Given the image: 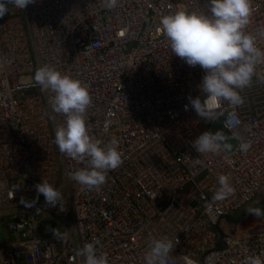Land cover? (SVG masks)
I'll return each instance as SVG.
<instances>
[{"label":"built area","instance_id":"2783aa9c","mask_svg":"<svg viewBox=\"0 0 264 264\" xmlns=\"http://www.w3.org/2000/svg\"><path fill=\"white\" fill-rule=\"evenodd\" d=\"M7 7L0 18V264H84L78 251L96 240L107 264H145L151 241L163 237L174 246L167 264L264 259V215L232 216L264 188V58L250 85L237 90L243 104L222 100L204 119L189 97L206 99L205 72L173 55L159 28L164 15L207 14V0H118L111 10L102 0ZM244 31L264 52V0H251ZM45 65L88 88L89 135L102 147L118 142L123 162L99 191L70 179L86 161L53 143L66 117L52 111L54 93L34 82ZM216 122L235 146L198 153L193 141L214 133ZM220 175L234 192L217 201ZM43 180L61 193L60 205L37 199L34 185ZM21 197L34 205L25 207Z\"/></svg>","mask_w":264,"mask_h":264},{"label":"clouds","instance_id":"9594fccd","mask_svg":"<svg viewBox=\"0 0 264 264\" xmlns=\"http://www.w3.org/2000/svg\"><path fill=\"white\" fill-rule=\"evenodd\" d=\"M35 2L0 0V18L7 14L8 4L24 11ZM102 3L111 10L117 7L118 0H102ZM250 14L251 0H207V14L178 11L162 16L158 22L173 55L184 60L188 66H199L205 72L200 90L206 99L202 102L199 97H189L191 108L201 118L208 119L222 100L233 106L243 104L237 90L250 85L257 62L264 58V52L256 47L255 37L244 31ZM33 79L42 90L54 93L51 97L52 111L66 117L64 126L57 127L53 143L67 157L78 162L86 161V167L69 173L70 179L89 190L99 191L106 182L107 172L118 168L123 161L116 139L102 147V141L88 133L84 118L92 103L88 88L79 80L62 75L47 65L38 68ZM185 110H188V105H185ZM227 139L220 131H205L193 141L192 146L200 154L230 151L232 145L226 142ZM249 147V144L240 145L242 151H247ZM218 184L220 187L213 196L214 200H224L233 194L228 176L220 175ZM34 188L37 199L43 195L47 206L60 205L61 193L47 181L43 180ZM20 203L32 207L35 202H27L21 197ZM63 210L60 206V211ZM246 212L256 218L264 215L259 208H248ZM39 213L40 209H37ZM51 231L55 238L63 239L58 229ZM98 244L99 240H96L78 251V255L84 257V264H107L105 256L96 254ZM173 248L172 241L167 237L153 239L144 257L145 264H167ZM245 264H264V259L249 256Z\"/></svg>","mask_w":264,"mask_h":264},{"label":"rangeland","instance_id":"374dc122","mask_svg":"<svg viewBox=\"0 0 264 264\" xmlns=\"http://www.w3.org/2000/svg\"><path fill=\"white\" fill-rule=\"evenodd\" d=\"M213 131L214 133L217 131L222 132L228 139L227 143L231 144L232 147L235 146V141L232 139L219 125L218 122L214 123L213 125ZM264 206V188L260 195L254 197L249 203L244 205L241 209L233 213L234 218H245L246 216L250 215L246 212L248 208H259L261 209ZM5 228V219L0 217V240L4 239V236L2 235Z\"/></svg>","mask_w":264,"mask_h":264}]
</instances>
